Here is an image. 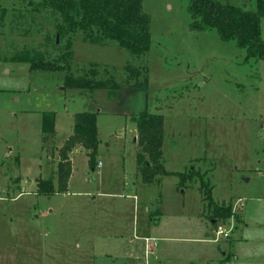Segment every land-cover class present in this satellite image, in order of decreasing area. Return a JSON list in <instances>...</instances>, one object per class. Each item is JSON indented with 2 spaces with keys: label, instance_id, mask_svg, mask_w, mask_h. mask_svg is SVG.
Masks as SVG:
<instances>
[{
  "label": "rangeland",
  "instance_id": "obj_1",
  "mask_svg": "<svg viewBox=\"0 0 264 264\" xmlns=\"http://www.w3.org/2000/svg\"><path fill=\"white\" fill-rule=\"evenodd\" d=\"M39 1L0 0V264H139L143 241L128 237L135 225L157 239L150 249L163 264H264V59L247 58L215 29H193L187 0H143L151 44L142 59L81 31L68 50L67 35H56V46L47 42L55 18ZM228 1L255 7V0ZM260 27L264 38V17ZM25 48L71 76L114 79L117 96L110 88L67 87L68 71L9 60ZM127 67L148 76L146 90ZM147 108L164 116L165 169L198 170L218 204L232 203L230 219L212 227L196 178L140 182L134 138ZM90 110L103 166L92 168L87 151H72L66 191L39 194L36 178L57 184L59 148L75 114ZM48 111L56 128L44 139ZM219 226L230 237L216 235Z\"/></svg>",
  "mask_w": 264,
  "mask_h": 264
},
{
  "label": "trees",
  "instance_id": "obj_2",
  "mask_svg": "<svg viewBox=\"0 0 264 264\" xmlns=\"http://www.w3.org/2000/svg\"><path fill=\"white\" fill-rule=\"evenodd\" d=\"M30 6L36 0H23ZM188 11L192 18L191 27L197 30H217L224 41H235L239 48L246 50L247 58L264 59V38L261 34L260 21L264 17V0H255V7L244 9L231 4L228 0H187ZM143 0H41L42 6L50 10L55 21V36L50 35L47 42L57 45L56 35L70 37V50L74 40L72 35L85 32L92 43L101 41L116 42L120 48L129 51L137 59L147 56L150 44V15L142 10ZM6 9L2 8L4 13ZM72 54V51H68ZM0 60H3L0 58ZM10 61L29 64L31 70L68 71L59 61L44 60L34 51L25 48L10 55ZM137 80L135 87L146 90L148 76L140 70L127 67ZM133 70L135 72H133ZM133 72V73H132ZM148 73V66L145 65ZM143 76L142 81L139 76ZM68 76V77H67ZM67 87L80 90L106 88L110 97L117 96V85L110 87L114 79L96 81L88 77L67 74ZM137 124V177L143 184H160L164 175L175 174L182 180L196 178L203 191V200L210 211L209 221L212 227L217 223L230 219L233 213L232 203L218 204L212 194L213 185L204 179L198 170L190 168L187 172H169L162 161L164 143V116L162 113L143 110L136 118ZM44 139L55 132V112H44L42 118ZM97 112L83 111L76 113L72 133L59 148L57 163V184L50 178L37 179V192L44 196H52L67 189L72 171L69 153L77 146L83 147L89 156V165L97 166L96 155L99 145Z\"/></svg>",
  "mask_w": 264,
  "mask_h": 264
},
{
  "label": "built area",
  "instance_id": "obj_3",
  "mask_svg": "<svg viewBox=\"0 0 264 264\" xmlns=\"http://www.w3.org/2000/svg\"><path fill=\"white\" fill-rule=\"evenodd\" d=\"M102 166V161H97V167L100 168ZM224 236L225 238L230 237V231H221V226L218 227V230L216 231V235ZM135 238H139L143 241V255L139 259V264H153V259L156 258V250L152 248V245L157 247V239L151 236H137L135 235Z\"/></svg>",
  "mask_w": 264,
  "mask_h": 264
},
{
  "label": "crops",
  "instance_id": "obj_4",
  "mask_svg": "<svg viewBox=\"0 0 264 264\" xmlns=\"http://www.w3.org/2000/svg\"><path fill=\"white\" fill-rule=\"evenodd\" d=\"M42 118H43V116H42ZM41 125H42V122H41ZM55 128H56V122H55ZM99 129V128H98ZM99 131V130H98ZM54 134V133H53ZM53 134H51V136H53ZM136 134H137V132H136ZM70 136V135H69ZM68 136V137H69ZM67 137V138H68ZM135 137H136V135H135ZM135 139V138H134ZM134 143H135V145H136V141L134 140ZM72 151H86L84 148L82 149V147H77V148H74ZM71 151V152H72ZM71 152L69 153V157H70V160H71ZM98 160H101L100 158L98 159ZM102 161V160H101ZM71 163H72V160H71ZM102 166H103V161H102ZM101 166V167H102ZM97 167V166H96ZM100 167V168H101ZM41 177V176H40ZM22 179V178H21ZM19 180V184L22 182V180ZM37 179H38V177L36 178V184H37ZM29 184H31V182H29ZM23 193V191L22 192H20V194H22ZM109 194V193H108ZM150 210V208H148V211ZM149 213H150V211H149ZM161 214V213H160ZM149 217H150V215H149ZM159 217H157V220H159L158 219ZM129 224H131V223H129ZM140 229H138V228H136V225L135 226H133L132 227V231L130 232V234L128 235V237H129V241L130 242H133L134 240H141V239H139V238H135V235H137V236H141L140 234H144V232H142V231H139ZM133 233V234H132ZM146 236H148V235H146ZM135 249V250H134ZM134 249H133V251L134 252H132L133 254L132 255H135V253L136 252H139L138 251V246L136 247V245L134 246ZM223 256L225 257V259L226 260H229L230 259V255H226L225 253L223 254ZM229 258V259H228ZM155 261H153V264H163V262L159 259V257L157 256V258L156 259H154Z\"/></svg>",
  "mask_w": 264,
  "mask_h": 264
},
{
  "label": "water",
  "instance_id": "obj_5",
  "mask_svg": "<svg viewBox=\"0 0 264 264\" xmlns=\"http://www.w3.org/2000/svg\"><path fill=\"white\" fill-rule=\"evenodd\" d=\"M57 42H58V37H57ZM135 141L137 140V137H135V139H134ZM82 149H83V147H82Z\"/></svg>",
  "mask_w": 264,
  "mask_h": 264
}]
</instances>
